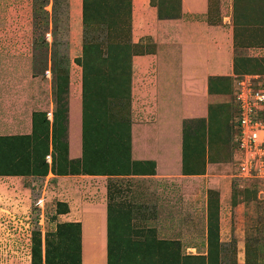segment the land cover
I'll return each instance as SVG.
<instances>
[{
	"label": "rangeland",
	"instance_id": "rangeland-1",
	"mask_svg": "<svg viewBox=\"0 0 264 264\" xmlns=\"http://www.w3.org/2000/svg\"><path fill=\"white\" fill-rule=\"evenodd\" d=\"M131 2L90 0L84 33L80 0L70 42L66 0H0V118L10 115L6 102L16 99L31 110L30 134L0 136V264H76L77 227L68 213L77 200L90 202L88 183L92 196L106 204L108 191L120 206L115 223L131 240L125 264H264V177L238 170L233 100L237 83L264 75V0H207L208 24L231 31L232 75L209 79L219 98L206 118L182 122L183 172L181 165L174 178L156 177L150 162L130 158V126L140 120L134 112L139 94L131 89L141 86L130 60L153 50L148 38L131 42ZM147 3L157 18L180 16V0ZM82 40L90 70L100 72L88 74L83 93ZM123 45L121 59L115 48ZM69 82L80 93L76 160L65 150ZM10 138L20 142L13 152ZM80 175L98 178H80L78 186L57 181ZM40 198L42 210L35 206Z\"/></svg>",
	"mask_w": 264,
	"mask_h": 264
},
{
	"label": "crops",
	"instance_id": "crops-1",
	"mask_svg": "<svg viewBox=\"0 0 264 264\" xmlns=\"http://www.w3.org/2000/svg\"><path fill=\"white\" fill-rule=\"evenodd\" d=\"M147 2H131V42L140 44L148 38L154 48L130 60L132 75L141 85L134 83L131 89L132 95L139 94L140 104L134 102V112L140 120L130 126V158L153 163L156 177L174 178L181 172L182 122L206 118L210 104L219 98L208 92V80L232 75L231 31L208 24L207 0H180V16L176 19H158ZM79 3L66 0L70 42L79 28ZM68 86L66 155L76 160L81 156L80 93L76 84L69 82ZM5 109L10 115L3 121L0 118V136L30 134L29 105L16 99L11 104L6 102ZM47 109L51 111L50 106ZM80 178L98 177H57V181L69 179L70 185L78 186ZM87 186L90 202L70 204L68 219L80 225V264H105V202L101 195L92 196L90 183Z\"/></svg>",
	"mask_w": 264,
	"mask_h": 264
},
{
	"label": "built area",
	"instance_id": "built-area-1",
	"mask_svg": "<svg viewBox=\"0 0 264 264\" xmlns=\"http://www.w3.org/2000/svg\"><path fill=\"white\" fill-rule=\"evenodd\" d=\"M48 76V71L45 72ZM254 83H237L233 95L235 105V138L236 150L239 152L238 170L243 177H251L252 173L264 177V75L252 78ZM46 119H51V113H46ZM49 165L50 156H45ZM35 206L42 210V198L35 201Z\"/></svg>",
	"mask_w": 264,
	"mask_h": 264
},
{
	"label": "trees",
	"instance_id": "trees-1",
	"mask_svg": "<svg viewBox=\"0 0 264 264\" xmlns=\"http://www.w3.org/2000/svg\"><path fill=\"white\" fill-rule=\"evenodd\" d=\"M120 0H112L113 5L119 4ZM180 6V3H179ZM90 0H81V22H82V27H83V32L85 33V29H88L90 27ZM160 12L158 13V15ZM159 17V16H158ZM158 19H172L171 17H164L161 18L159 17ZM126 46H117L115 49L117 50L116 54L119 56L121 54V59L126 55L124 52ZM154 47H152L153 49ZM153 51V50H152ZM89 47L87 43L82 40V46H81V56L79 58V66L81 67L82 70V93L84 92L85 88V81L87 80L88 74L91 75H98L100 72H93L89 68V62L91 59V56L89 55ZM141 55V54H138ZM129 67V66H128ZM118 85V83H117ZM208 92L211 94L209 91V80H208ZM209 111V110H208ZM82 122V121H81ZM17 140V141H16ZM22 140V138H21ZM11 142V147L9 148V152H13L15 147L19 146L20 142L17 138H10L9 140ZM81 148H82V142H81ZM24 151L26 152H31L28 151L27 146L24 147ZM65 150H66V145H65ZM15 162V158L13 159ZM183 157H181V165H182V172H183ZM151 163V162H150ZM153 166L154 164L151 163ZM51 172V170H50ZM46 174V172H45ZM107 196V202L105 204V213H106V219H105V264H125L123 257H127L130 254V246L129 244L131 243L130 238H127L126 240L121 237V230H120V225L115 223V217L114 215L116 214V217L120 215L121 217V211L118 208H116L115 204L111 203V195L107 191L106 192ZM116 210H115V209ZM77 227V236H76V241H77V262L76 264H80V225L78 223H75ZM125 257V258H126Z\"/></svg>",
	"mask_w": 264,
	"mask_h": 264
}]
</instances>
